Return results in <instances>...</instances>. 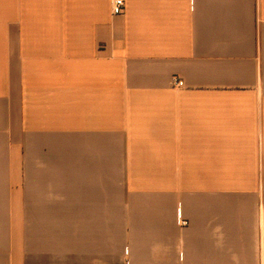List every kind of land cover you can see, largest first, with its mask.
Returning <instances> with one entry per match:
<instances>
[{
  "label": "crops",
  "instance_id": "crops-1",
  "mask_svg": "<svg viewBox=\"0 0 264 264\" xmlns=\"http://www.w3.org/2000/svg\"><path fill=\"white\" fill-rule=\"evenodd\" d=\"M0 264H264V0H0Z\"/></svg>",
  "mask_w": 264,
  "mask_h": 264
},
{
  "label": "built area",
  "instance_id": "built-area-1",
  "mask_svg": "<svg viewBox=\"0 0 264 264\" xmlns=\"http://www.w3.org/2000/svg\"><path fill=\"white\" fill-rule=\"evenodd\" d=\"M111 4H112V14L113 15H120L123 12V0H111ZM173 85L177 86V87H182L183 86V82L173 78L172 80ZM181 225H186V222H181Z\"/></svg>",
  "mask_w": 264,
  "mask_h": 264
}]
</instances>
